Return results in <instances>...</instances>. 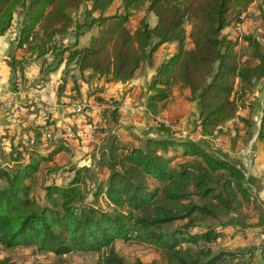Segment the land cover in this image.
<instances>
[{
	"label": "trees",
	"instance_id": "obj_1",
	"mask_svg": "<svg viewBox=\"0 0 264 264\" xmlns=\"http://www.w3.org/2000/svg\"><path fill=\"white\" fill-rule=\"evenodd\" d=\"M255 2L0 0V38L19 18V48L38 58L52 54L58 64L66 60L82 73L89 71L90 78L127 84L153 65L163 45L177 44L148 85L147 110L157 116L169 108L175 88L189 91L204 138L179 136L164 125L137 146L113 137L97 163L107 177L91 188L86 167L68 170L73 175L66 181L53 180L60 167L46 169L48 180L38 176L44 162L70 150L64 139L49 157L35 149L24 161L22 152H11L14 166L0 164V246L34 248L45 257L94 254L97 264H157L127 262L119 245L135 242L154 248L166 264H252L240 251L214 247L221 229L251 222L248 208L256 199L240 164L211 150L207 140L225 135L224 127L236 120L250 138L257 124L253 94L264 83V44L256 23L237 30L260 15L259 9L253 17L247 14ZM133 17L140 18L134 29ZM94 28L98 33L89 45L80 46L79 39ZM67 36L73 45L63 42ZM24 62L12 66L23 73ZM243 109L245 116L239 114ZM118 118V110L111 111L109 121L117 124ZM260 122L258 138L264 142V102ZM234 127L239 135L237 122ZM74 134L73 140L82 142ZM41 142L30 140L25 152Z\"/></svg>",
	"mask_w": 264,
	"mask_h": 264
},
{
	"label": "crops",
	"instance_id": "obj_2",
	"mask_svg": "<svg viewBox=\"0 0 264 264\" xmlns=\"http://www.w3.org/2000/svg\"><path fill=\"white\" fill-rule=\"evenodd\" d=\"M139 19L132 18V29L137 27ZM151 19L155 25V16L151 15ZM19 23L18 18L13 27L0 38V164L3 167L14 166L10 158L11 152H22L24 161H28L31 151L35 149L41 155L49 157L61 141L59 138L47 141L46 134L70 128L82 138V142L62 138L70 150L59 152L51 161L44 162L38 176L48 180L50 177L47 176L46 169L60 167L53 174V180L66 181L73 175L68 170L86 167L90 170L91 188L97 180L107 177V172H102L97 163L99 154L113 137H117L125 145L136 146L140 145L141 139L156 137L155 116L148 112L146 105L147 88L156 75V68L177 51L172 54L171 51L164 50L166 44L163 45L156 53L153 65L143 67L127 84L100 77L90 78L91 73L87 71V79L83 85L72 87L68 83V76L73 70L79 69L67 64L66 60L58 64L52 54L38 58L28 54L25 48H19ZM63 42L73 45L75 40L72 36H67ZM173 48L172 51L177 50V44ZM16 61H25L23 73L20 66H12ZM44 67H51L52 70L45 74L42 71ZM20 79L24 82L22 90L17 88ZM76 93L82 102L77 101ZM189 96V91L175 88L169 108L161 114L176 121L177 124L173 123L172 129L177 135L202 139L198 126V106L188 101ZM35 97L40 98L39 103L35 102ZM253 99L257 102V113L254 116L257 124L252 137L247 135V128L243 123L236 120L239 135L234 127L235 122L230 123L224 127L225 135L208 139L207 144L211 150L240 164L256 199L255 207L248 208L251 222L244 226L221 229L223 236L214 246L228 251H240L244 253L245 259H251L252 264H264V142L258 138L264 83L254 91ZM80 106L85 108V113L81 115L76 113ZM114 109L119 114L117 124L109 121ZM247 113L244 109L239 112L241 116ZM33 138L42 142L35 148L30 146L25 152L26 145Z\"/></svg>",
	"mask_w": 264,
	"mask_h": 264
},
{
	"label": "rangeland",
	"instance_id": "obj_3",
	"mask_svg": "<svg viewBox=\"0 0 264 264\" xmlns=\"http://www.w3.org/2000/svg\"><path fill=\"white\" fill-rule=\"evenodd\" d=\"M260 10V15L253 17L255 10ZM250 15L253 22L248 21L243 28L237 27V30L240 32L241 29L245 30L253 28L254 23L257 24V35L260 37L261 42L264 44V28L260 25L259 21H262V25L264 26V0H257L254 5L250 8L247 13ZM252 15V16H251ZM82 20V19H81ZM150 23L153 24L154 20L151 19ZM98 33V28H94L91 31L87 32L79 39V45L82 47H86L89 45L90 40L93 36ZM245 33V32H244ZM247 35V34H246ZM245 36V34H244ZM176 48L175 43H168L164 50L171 51L172 54L177 50L172 51L171 49ZM85 73V72H84ZM87 79V71L85 74L81 73L79 70H73V72L68 76V83L72 87H81L83 83ZM263 92V89H262ZM77 101L82 102L80 98H78L77 93L75 94ZM160 115V114H159ZM158 124V116H155L154 125ZM172 128V123H171ZM62 138H59V141ZM228 227V226H227ZM226 229V227H225ZM199 245V247H202ZM197 246H193L194 249L199 248ZM218 248L217 246H214ZM36 249L29 247H18L13 250H7L0 246V261H5L6 264H97L98 257L94 254L92 255H80V254H69L66 257H57L55 255L49 257H45L44 255H38ZM119 252L125 258L127 262H135L136 260H142L147 263L156 262L157 264H166L164 259L161 257L160 253L157 252L154 248L146 244H136L135 242L122 243L119 245ZM234 264V262H233Z\"/></svg>",
	"mask_w": 264,
	"mask_h": 264
},
{
	"label": "built area",
	"instance_id": "obj_4",
	"mask_svg": "<svg viewBox=\"0 0 264 264\" xmlns=\"http://www.w3.org/2000/svg\"><path fill=\"white\" fill-rule=\"evenodd\" d=\"M241 32V31H240ZM17 88L18 90H22L24 88V82L22 79L19 80L18 84H17ZM35 102L39 103L40 102V98L39 97H35ZM76 113L77 114H84L85 113V108L83 106H80L76 109ZM158 116V124L155 125L157 126H161L164 125L166 127H171V120L166 117L165 115H157ZM74 132L70 129L67 128L64 131H53L50 132V134L48 135L50 138H73L74 139ZM35 139L33 138L31 140L32 143H34Z\"/></svg>",
	"mask_w": 264,
	"mask_h": 264
},
{
	"label": "water",
	"instance_id": "obj_5",
	"mask_svg": "<svg viewBox=\"0 0 264 264\" xmlns=\"http://www.w3.org/2000/svg\"><path fill=\"white\" fill-rule=\"evenodd\" d=\"M260 125H261V122H260V124H259V127H260Z\"/></svg>",
	"mask_w": 264,
	"mask_h": 264
}]
</instances>
